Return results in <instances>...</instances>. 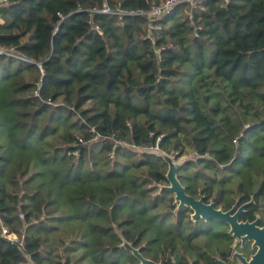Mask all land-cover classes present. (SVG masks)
I'll use <instances>...</instances> for the list:
<instances>
[{"label":"trees","instance_id":"1","mask_svg":"<svg viewBox=\"0 0 264 264\" xmlns=\"http://www.w3.org/2000/svg\"><path fill=\"white\" fill-rule=\"evenodd\" d=\"M161 1L0 0V264H236L164 190L186 150L185 194L264 229V0L180 4L151 40L100 12Z\"/></svg>","mask_w":264,"mask_h":264},{"label":"water","instance_id":"2","mask_svg":"<svg viewBox=\"0 0 264 264\" xmlns=\"http://www.w3.org/2000/svg\"><path fill=\"white\" fill-rule=\"evenodd\" d=\"M167 164V171L165 179L167 187L164 190L173 195L174 201L177 203L178 208L187 207L191 210V220L195 221L197 218L202 221H216L225 224L228 227V234L234 239L239 240L241 245L245 242H250L253 254L248 260H245L238 254H234L232 259L237 261V264H264V229L257 226V221L238 222V216L243 212V208L247 205L236 207L234 204L229 210L221 212L213 208L212 204H204L202 198L193 199L186 195L183 187L178 183L175 178V172L179 167L178 163H173L170 158L162 156ZM139 264H161L154 263L143 259L135 250L128 248ZM217 264H225L217 262Z\"/></svg>","mask_w":264,"mask_h":264},{"label":"built area","instance_id":"3","mask_svg":"<svg viewBox=\"0 0 264 264\" xmlns=\"http://www.w3.org/2000/svg\"><path fill=\"white\" fill-rule=\"evenodd\" d=\"M204 1L205 0H162L159 4H151L146 11L135 10V11H130V12H123L120 10H116L115 12H111L109 11L108 8L104 7L100 12L101 13H111V14H115L119 16L127 15V16L144 17L147 22L144 38L151 40V32L156 31L158 29L157 26L153 25V21L155 19L162 17L163 15H165L166 13H168L169 11H171L173 8H175L176 6L180 4H187L190 8L194 9ZM188 19H190V16H188ZM95 31L98 33V35H100L97 28H95ZM159 52H160V49L158 48L154 49V53L157 58L159 57ZM2 55L10 56L12 58H19V56L15 54V52L12 49H10L9 51L0 50V56ZM90 132L94 133L93 129H90ZM97 138H98V135H95L93 137V140H96ZM116 145L122 146V147H129L134 150L133 147L129 146L128 144H126L124 141H121V140L115 141L113 145L111 146V150H113ZM108 157L112 158V152L109 153ZM1 234L5 235L4 229L1 230Z\"/></svg>","mask_w":264,"mask_h":264},{"label":"rangeland","instance_id":"4","mask_svg":"<svg viewBox=\"0 0 264 264\" xmlns=\"http://www.w3.org/2000/svg\"><path fill=\"white\" fill-rule=\"evenodd\" d=\"M189 152H190L189 150H186L184 152L183 156L178 160V164H180L181 160L183 161L186 158H188ZM256 219H259V217H256ZM253 251H254V249H252V246H251L250 242H245L243 245H241L239 240H234V244L232 246V255H231L230 260H234V259H232V256L234 254H238L242 258H244L245 260H248L249 257L253 254ZM234 262L237 264L236 260Z\"/></svg>","mask_w":264,"mask_h":264}]
</instances>
